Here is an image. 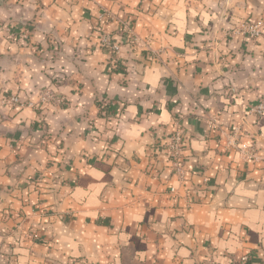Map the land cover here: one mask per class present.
<instances>
[{"label":"crops","instance_id":"0c3cea01","mask_svg":"<svg viewBox=\"0 0 264 264\" xmlns=\"http://www.w3.org/2000/svg\"><path fill=\"white\" fill-rule=\"evenodd\" d=\"M263 17L264 0H0V96L24 103L0 102V264H264V34L233 31Z\"/></svg>","mask_w":264,"mask_h":264},{"label":"built area","instance_id":"2783aa9c","mask_svg":"<svg viewBox=\"0 0 264 264\" xmlns=\"http://www.w3.org/2000/svg\"><path fill=\"white\" fill-rule=\"evenodd\" d=\"M234 33H241L243 35L250 36L252 38H258L264 34V17L256 22H242L239 25V28L233 30ZM104 43L108 46L110 45V39L105 37L103 38ZM42 101L43 103L55 102L56 105L63 103V98L55 97L49 90L46 91ZM0 102L3 105H12L16 107H21L24 105L22 100L18 95H1ZM251 114L257 117L264 116V95L259 99L258 103L251 109ZM167 151L171 165L173 169L177 172L179 176L183 175V154H184V132L183 130L177 129L169 139L167 144ZM174 191V190H173ZM243 260H247V257H244ZM211 264H214L213 262Z\"/></svg>","mask_w":264,"mask_h":264},{"label":"rangeland","instance_id":"374dc122","mask_svg":"<svg viewBox=\"0 0 264 264\" xmlns=\"http://www.w3.org/2000/svg\"><path fill=\"white\" fill-rule=\"evenodd\" d=\"M101 16H102V17L99 18V21H100L99 23H100V25H99V27H97V29H99V30H101V24L106 20L107 17L110 16V15H109V11H108V10H104V14L101 15ZM122 24H123V30H125V33H126V36H125V37L127 38V40L130 41L131 43L135 44V45L139 44V40H138V38L136 37V35H134L130 23H128V22H123ZM105 37H107V38L110 39V45H111V46H108L107 44L104 43L103 38H105ZM99 43H100L103 47L110 49V50L113 51L114 53H119V52H120V46H119V44H117V43L113 40L112 35H110L108 32L103 31V33H102L101 35H99ZM46 91H47V89L44 88V89H42V91L40 92V96H39V97H40V102L44 101V100H43V97H44V95L46 94ZM6 96H11V95H6ZM6 106L14 107V106H12V105H8V104H7Z\"/></svg>","mask_w":264,"mask_h":264}]
</instances>
